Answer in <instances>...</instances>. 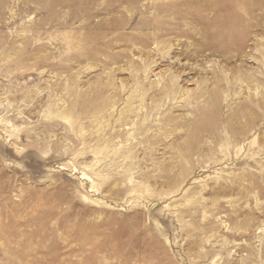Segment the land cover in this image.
Listing matches in <instances>:
<instances>
[{"label":"rangeland","instance_id":"374dc122","mask_svg":"<svg viewBox=\"0 0 264 264\" xmlns=\"http://www.w3.org/2000/svg\"><path fill=\"white\" fill-rule=\"evenodd\" d=\"M0 264H264V0H0Z\"/></svg>","mask_w":264,"mask_h":264}]
</instances>
